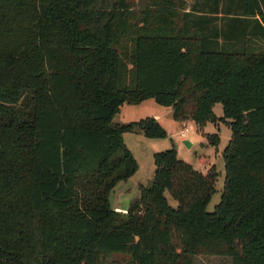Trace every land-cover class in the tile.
<instances>
[{
  "label": "trees",
  "instance_id": "16d2710c",
  "mask_svg": "<svg viewBox=\"0 0 264 264\" xmlns=\"http://www.w3.org/2000/svg\"><path fill=\"white\" fill-rule=\"evenodd\" d=\"M249 39H264V0H0V264H264V51ZM147 100L199 129L221 104L213 212L215 168L174 149L110 208L137 170L123 135L166 136L154 118L112 124Z\"/></svg>",
  "mask_w": 264,
  "mask_h": 264
},
{
  "label": "rangeland",
  "instance_id": "374dc122",
  "mask_svg": "<svg viewBox=\"0 0 264 264\" xmlns=\"http://www.w3.org/2000/svg\"><path fill=\"white\" fill-rule=\"evenodd\" d=\"M189 2V0H186ZM250 40V39H249ZM252 40V41H251ZM249 49L264 51V39H251ZM214 119L205 123L199 129L194 122H177L172 117L171 108L157 105L154 100H147L138 105L124 104L120 112L113 118L112 124L126 125L145 118H154L162 127L166 136L162 139H148L140 133H127L123 135V141L136 162L137 170L128 180L119 182L109 196L110 208L115 211L126 210L133 199L139 196V185L149 184L152 175L153 155L174 149L178 160L190 165L195 171L206 172L214 167L217 173L215 193L206 207L207 212H213L219 203L224 186L225 168L223 152L229 143L231 132L223 117L221 104H215L212 109ZM188 127L184 138L181 132ZM216 134L218 145L209 144V137ZM184 141L191 143L190 147ZM205 160L202 161L201 159ZM168 204L175 208L170 196L164 194ZM111 260L117 263H125L130 260L128 256L114 255ZM194 264H231L230 259L222 257L197 256Z\"/></svg>",
  "mask_w": 264,
  "mask_h": 264
},
{
  "label": "built area",
  "instance_id": "2783aa9c",
  "mask_svg": "<svg viewBox=\"0 0 264 264\" xmlns=\"http://www.w3.org/2000/svg\"><path fill=\"white\" fill-rule=\"evenodd\" d=\"M188 127H186L183 132H181V137L184 138L186 136V133L188 132Z\"/></svg>",
  "mask_w": 264,
  "mask_h": 264
},
{
  "label": "water",
  "instance_id": "95a60500",
  "mask_svg": "<svg viewBox=\"0 0 264 264\" xmlns=\"http://www.w3.org/2000/svg\"><path fill=\"white\" fill-rule=\"evenodd\" d=\"M184 144L187 146V147H190V143L188 141H184Z\"/></svg>",
  "mask_w": 264,
  "mask_h": 264
},
{
  "label": "crops",
  "instance_id": "0c3cea01",
  "mask_svg": "<svg viewBox=\"0 0 264 264\" xmlns=\"http://www.w3.org/2000/svg\"><path fill=\"white\" fill-rule=\"evenodd\" d=\"M191 2V0H189V2L188 3H190ZM190 146H191V143H190Z\"/></svg>",
  "mask_w": 264,
  "mask_h": 264
}]
</instances>
